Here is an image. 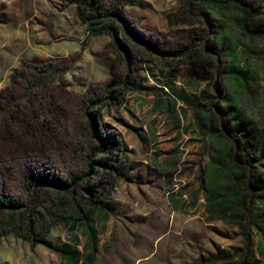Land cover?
I'll return each mask as SVG.
<instances>
[{"label": "rangeland", "instance_id": "rangeland-1", "mask_svg": "<svg viewBox=\"0 0 264 264\" xmlns=\"http://www.w3.org/2000/svg\"><path fill=\"white\" fill-rule=\"evenodd\" d=\"M229 1L252 6L258 16L247 26L264 31V0ZM200 2L131 0L125 7L141 36L167 54L138 56L132 71L139 86L97 110L100 131L119 140L120 173L95 209L80 217L59 212L35 245L14 234L0 237V264H264V193L249 191L235 215L213 209L209 189L225 183L212 153L228 141L237 144L247 176L264 175V137L247 147L246 134L256 132L243 125L249 118L264 130V38L237 28L236 6L220 10ZM111 40L90 33L76 4L0 0V196L24 200L27 172L65 178L84 171L83 160L70 156L73 138L63 125L75 114L66 99L86 97L90 89L99 95L117 62ZM191 46L199 53L169 54ZM43 63L65 71L50 91L56 131L40 143L28 126L40 110L37 92H22L13 74L27 75ZM210 106L215 128L198 123ZM82 138H91L84 124Z\"/></svg>", "mask_w": 264, "mask_h": 264}, {"label": "trees", "instance_id": "trees-1", "mask_svg": "<svg viewBox=\"0 0 264 264\" xmlns=\"http://www.w3.org/2000/svg\"><path fill=\"white\" fill-rule=\"evenodd\" d=\"M62 1L77 5L81 18L87 23L92 35L108 34L112 37L109 48L117 55V62L112 68L111 78L99 85V95L96 90L90 89L86 97L71 95L66 99L75 114L72 121L63 125L73 138L70 156L83 160L84 171L69 173L65 178L47 170L38 175L27 172L22 184L24 200L9 202L5 196H0V237L14 234L29 241L31 245L37 243L38 238L46 232L49 223L59 212H69V214L74 212L77 217H80L85 210L97 207V199L103 195L108 181L120 173L116 157L120 151L119 140L114 132L100 131L97 110L103 102L119 100V94L128 88L139 86L132 71L138 56L167 54L145 40L136 30L135 25L128 20L125 7L131 3V0H113L111 4H106L102 0ZM200 4L220 10L230 5L236 6L242 13L237 28L243 34L249 35L251 39L264 38V31H250L247 26L248 18L258 16L252 6L245 7L240 1L232 3L229 0H201ZM188 6L192 7L191 4ZM187 52L191 56L199 53L194 46H191L169 54L179 57ZM23 65L27 64L23 63ZM64 71L58 65L43 63L33 66L27 75L19 70L13 74V82L21 83L22 92L25 94L33 93L35 90L37 92V104L40 110L28 117V126L40 143H44L56 131V127L54 129L56 119L52 112L54 105L50 103L52 98L50 91L58 74ZM41 112L47 115V120L41 121ZM231 112L237 120L239 115L236 107H231ZM203 114L198 118V123L201 126L206 124L210 128H215L217 115L212 110V106L206 108ZM50 117H53L54 121L50 120ZM83 124L91 134L87 143L82 138ZM243 125L256 132L254 138H249L251 135L246 134L248 135L247 147L250 142H258L259 134L262 133L264 137V130L258 131L254 120L248 118ZM251 147L255 152L259 145L253 144ZM237 148L236 143L228 141L224 147H217L212 153L213 161L219 164L225 183L221 186L211 183L210 201L211 207L222 214L229 212L235 215L240 214L249 191L264 193V175L255 179L247 176L245 163L239 158ZM57 157L61 163L64 162L62 154ZM260 247L263 251L264 243ZM241 255L246 260L250 250L247 248ZM209 260L212 259L209 258ZM191 264H205V262Z\"/></svg>", "mask_w": 264, "mask_h": 264}]
</instances>
